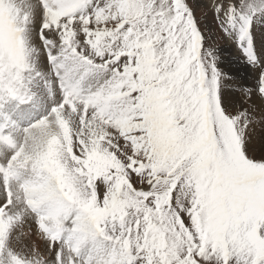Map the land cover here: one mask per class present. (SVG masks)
<instances>
[{"label": "snow or ice", "instance_id": "1", "mask_svg": "<svg viewBox=\"0 0 264 264\" xmlns=\"http://www.w3.org/2000/svg\"><path fill=\"white\" fill-rule=\"evenodd\" d=\"M0 264H264V0H0Z\"/></svg>", "mask_w": 264, "mask_h": 264}, {"label": "rangeland", "instance_id": "2", "mask_svg": "<svg viewBox=\"0 0 264 264\" xmlns=\"http://www.w3.org/2000/svg\"><path fill=\"white\" fill-rule=\"evenodd\" d=\"M196 2H197V3H200V2H198V0H196ZM199 14H200V13H198V16H199ZM217 43H218V46H219V47H221V48H224V47H225V45L223 44L222 41H218ZM224 55H225V57H228V56H229V52L226 51V52L224 53ZM233 67H234V66H233ZM234 68H235V67H234ZM240 75H244V72H241Z\"/></svg>", "mask_w": 264, "mask_h": 264}, {"label": "bare ground", "instance_id": "3", "mask_svg": "<svg viewBox=\"0 0 264 264\" xmlns=\"http://www.w3.org/2000/svg\"><path fill=\"white\" fill-rule=\"evenodd\" d=\"M198 2H200L201 4H203L205 2V0H198ZM233 59H235L234 55L232 57ZM235 67V65H233ZM243 72V70H240V73Z\"/></svg>", "mask_w": 264, "mask_h": 264}]
</instances>
